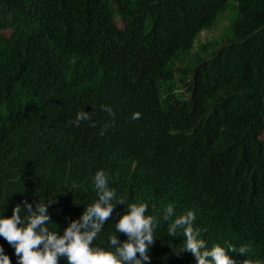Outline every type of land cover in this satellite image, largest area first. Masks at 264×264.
<instances>
[{"label":"trees","instance_id":"trees-1","mask_svg":"<svg viewBox=\"0 0 264 264\" xmlns=\"http://www.w3.org/2000/svg\"><path fill=\"white\" fill-rule=\"evenodd\" d=\"M100 170L124 204L93 247L126 242L116 223L144 203L158 221L144 264H196L168 232L188 211L209 250L264 261V0H0V218L50 203L63 235Z\"/></svg>","mask_w":264,"mask_h":264},{"label":"clouds","instance_id":"clouds-1","mask_svg":"<svg viewBox=\"0 0 264 264\" xmlns=\"http://www.w3.org/2000/svg\"><path fill=\"white\" fill-rule=\"evenodd\" d=\"M102 110L114 117L110 107L102 106ZM141 113H133L131 119L138 120ZM89 113H77L75 126L81 121L90 120ZM91 126H95L94 124ZM107 126L101 131V135ZM93 183L97 190L98 200L84 210L80 220L73 221L63 235L49 231L46 225L50 221L48 208L51 204L37 203L33 211L32 205L24 202L27 215L21 217V206L13 208L10 218H0V237L14 248L17 264H59L61 257L66 258L67 264H144L150 262L149 246L154 243V229L157 218L145 215L147 204H129L127 214L122 215L116 230L127 236V241L121 243L118 237L109 238L114 251H106L100 247H93V241L102 231L106 221L112 219V213L117 203L124 204V199H117L114 189L108 187V176L103 171H97ZM116 200L113 203V200ZM174 214L173 205L166 208L165 219ZM196 219L194 211L176 218L169 226V235L175 237L177 229L183 228L186 237L184 252L191 253L196 264H237L229 252L235 253L236 249L228 244L227 248L215 244L209 250L206 242L199 239L200 230L193 227ZM248 251L247 247H240L239 254ZM183 253V252H182ZM139 254V258H137ZM0 264H11L10 258L4 254L0 246ZM243 264H264V261L244 260Z\"/></svg>","mask_w":264,"mask_h":264},{"label":"rangeland","instance_id":"rangeland-1","mask_svg":"<svg viewBox=\"0 0 264 264\" xmlns=\"http://www.w3.org/2000/svg\"><path fill=\"white\" fill-rule=\"evenodd\" d=\"M116 23H117L118 27H121V26H122V25H121V22H120L119 20H116ZM220 28H221V25H219L218 28H217L216 30H212V31H210V32L203 31V32L200 34V37H201V38H204L205 36L210 37V36H212V35H215V34L218 33V31L220 30Z\"/></svg>","mask_w":264,"mask_h":264}]
</instances>
